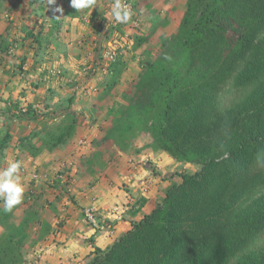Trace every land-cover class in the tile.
<instances>
[{"label": "rangeland", "instance_id": "374dc122", "mask_svg": "<svg viewBox=\"0 0 264 264\" xmlns=\"http://www.w3.org/2000/svg\"><path fill=\"white\" fill-rule=\"evenodd\" d=\"M130 2L134 6L132 21L116 26L99 14L107 11L111 0L94 6L90 15L87 9H74L71 0H56L49 7L47 0H0V157L12 153L10 158L0 160V169L20 161L19 175L25 188L8 227H3L8 221L0 223V238L9 232L20 241L21 232L27 234L12 255L11 248L0 244V264H84L93 251L79 258H65L55 251V243L61 241L54 237H59L68 211L75 205L71 187L96 184L115 159L125 165L134 162L136 170L149 166L154 169L149 178L158 180L154 185L159 186L155 208L167 190L181 182L180 174L202 171L197 162L170 156L158 136L140 134L124 140L122 145L104 142L111 123L123 109L139 105L134 117H143V107L152 102L148 92L139 91L135 82L154 61L172 57V51L161 46V39L177 33L184 8V0ZM114 51L116 54L111 56ZM65 55L72 65L61 60ZM119 69L122 71L116 76ZM11 84L15 91L13 87L11 90L21 92L22 99L7 95ZM235 94L229 84L219 96L221 106L235 102ZM32 98L38 99L35 107L28 105L34 102ZM257 100L264 102L262 97ZM23 104L28 110L22 114L30 117L16 114ZM7 110L16 113L6 116ZM67 126L74 130L62 146L54 147L57 136ZM82 138H87L86 145L81 144ZM118 140L116 135L114 142ZM27 150L30 155L47 156L30 161L25 156ZM142 154L146 155L144 159L139 156ZM139 177L147 179L143 172ZM113 223L117 225L118 221ZM112 228L114 231V225ZM246 251L264 252V230Z\"/></svg>", "mask_w": 264, "mask_h": 264}, {"label": "trees", "instance_id": "16d2710c", "mask_svg": "<svg viewBox=\"0 0 264 264\" xmlns=\"http://www.w3.org/2000/svg\"><path fill=\"white\" fill-rule=\"evenodd\" d=\"M183 7L177 33L161 39L172 57L135 82L152 102L143 117H134L139 105L123 109L104 142L158 136L170 156L202 171L180 174L159 206L84 264H264V252L246 251L264 230V102L257 103L264 101V0H184ZM229 84L235 102L221 106ZM73 130L63 128L54 147ZM13 213L0 207V223ZM25 238L7 232L0 244L12 255Z\"/></svg>", "mask_w": 264, "mask_h": 264}, {"label": "crops", "instance_id": "0c3cea01", "mask_svg": "<svg viewBox=\"0 0 264 264\" xmlns=\"http://www.w3.org/2000/svg\"><path fill=\"white\" fill-rule=\"evenodd\" d=\"M99 14L102 16L104 15L103 12H99ZM93 21H96V18L94 20L91 19V22ZM19 45H22V43L20 42ZM97 50H99V48ZM9 56L10 55L7 56V59H10ZM70 59L71 58L65 55L61 60L72 65L73 62H71ZM34 67L37 68L36 70H39L38 66ZM68 67V65H65L66 69H68ZM47 70H50V68H47ZM6 76L9 75L7 74ZM10 79L12 78L10 77L8 80ZM11 87H13L12 84L7 88V95L12 94L14 97L22 99L23 95L20 94L21 92L16 94L14 92V87V91L11 90ZM32 99L34 102H32V104H27L31 105L30 107H35V102H37L38 99ZM9 105L10 103L7 104L6 107H9ZM20 107L19 114L16 113L15 110H7L6 116L16 113L17 115L30 117L29 114H22V112H27L28 110L26 104ZM16 118L17 116L14 117V122L17 121ZM29 128H31V126H29ZM26 141L27 140H25V142ZM18 152L19 149H17L16 153ZM11 154L12 153L7 152V156L0 157V160L6 157L10 158ZM25 156L28 157L30 161L36 162L39 157H46L47 155L46 153L37 156L30 155V150H27ZM139 156L144 159L146 155L142 154ZM130 161L131 160H129V162ZM133 163L134 162L131 161V163L125 165L123 162L115 159L109 164L108 170L103 173V175L99 176L101 178L96 184L90 185V182L81 185H73L71 187V195L74 200L73 204L75 205L71 206L68 211L65 219L66 223H64L65 226L63 224L64 227L59 230V237H54L61 241L60 244L55 243L56 245L54 247L55 251L59 252V255L62 254L65 258H70L69 256L79 258L81 255H89L96 247L103 249L104 247L111 246L131 228L133 222L140 221L146 214L154 210L156 205L155 195L159 187L158 185L154 186L158 181L156 180L157 177H154L155 179L151 178L152 180L149 178L153 176L154 169H151V166H149L136 170L137 167L135 163ZM155 165L160 167V163L156 162ZM140 172H143L147 179H141L139 177ZM152 186H154V188ZM87 210L97 211L100 220L99 228H94L87 219H85L83 213ZM55 220L58 219L55 218ZM102 221H104V225L101 224ZM117 221L118 223L115 225L113 222L116 223ZM113 225L114 231L109 229L112 228ZM54 249L52 247L53 251Z\"/></svg>", "mask_w": 264, "mask_h": 264}, {"label": "clouds", "instance_id": "9594fccd", "mask_svg": "<svg viewBox=\"0 0 264 264\" xmlns=\"http://www.w3.org/2000/svg\"><path fill=\"white\" fill-rule=\"evenodd\" d=\"M55 3L56 0H47L48 7ZM96 5L97 0H71V6L74 9L78 12L87 9L89 15ZM56 11L62 13L63 9L57 8ZM133 15L134 12L125 0H111L104 13V17L111 25L115 23L127 24L132 21ZM224 158H227V153ZM21 166L20 161H13L6 168L0 169V203L3 204V211L6 213L12 212L24 198L25 188L19 175Z\"/></svg>", "mask_w": 264, "mask_h": 264}, {"label": "built area", "instance_id": "2783aa9c", "mask_svg": "<svg viewBox=\"0 0 264 264\" xmlns=\"http://www.w3.org/2000/svg\"><path fill=\"white\" fill-rule=\"evenodd\" d=\"M125 2L130 6V8L132 9V11L134 12V6H133V4L130 2V0H125ZM115 25H116V26H119L120 23H115ZM111 54H112L111 56H113V55L116 54V52L114 51V52H112ZM86 139H87V138H82V139L80 140V142H81L82 145H86V144L88 143ZM133 164H134V163H133ZM85 217H86L87 221H88V222H89L94 228L100 226V220H99V218H98V213H97V211H94V210H87V211L85 212ZM98 222H99V223H98ZM98 224H99V225H98Z\"/></svg>", "mask_w": 264, "mask_h": 264}]
</instances>
